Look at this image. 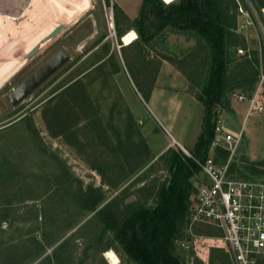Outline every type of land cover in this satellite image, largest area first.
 <instances>
[{
    "label": "rangeland",
    "instance_id": "rangeland-1",
    "mask_svg": "<svg viewBox=\"0 0 264 264\" xmlns=\"http://www.w3.org/2000/svg\"><path fill=\"white\" fill-rule=\"evenodd\" d=\"M1 1L0 68L14 67L0 81V248L13 246L26 256L40 242L42 254L28 264H109L108 250L120 264H136L118 229L97 212L118 215L126 203L152 207L154 189L168 178L170 153L183 152L173 139L189 151L195 148L204 107L194 96L208 79V45L192 32L168 28L141 53L137 47L124 50L113 35L114 9L127 30L143 0ZM236 1L239 38L228 48V77L247 59L258 60V76L253 88L242 81L230 84L215 109L216 123L234 134L243 130L234 174L264 179V114L244 116L248 104L233 96L249 97L264 75V0ZM60 50L70 60L13 106L7 96ZM75 81L90 97L89 113L79 115L78 126L70 127L68 120L62 128L78 129L77 136L53 137L44 110ZM118 180L122 183L111 185ZM95 191L104 200L90 211L85 200ZM176 254L185 262L190 253L177 246ZM199 261L193 264H203Z\"/></svg>",
    "mask_w": 264,
    "mask_h": 264
},
{
    "label": "trees",
    "instance_id": "trees-1",
    "mask_svg": "<svg viewBox=\"0 0 264 264\" xmlns=\"http://www.w3.org/2000/svg\"><path fill=\"white\" fill-rule=\"evenodd\" d=\"M237 10L236 0H175L169 4L163 0H143L139 16L134 20L127 19L129 24L127 30H124L114 9L118 42L121 44L123 35L131 30L136 32L138 38L130 45L122 47L124 50L137 47L141 53L168 28L192 32L208 45L211 53L208 79L201 92L194 96L204 107V118L198 141L193 151H190L193 156L207 155L215 139V109L224 103L230 84L242 81L253 88L258 76V71H255L258 60L247 59L244 66L237 67L238 72L234 70L228 77L226 61L228 48L237 45L239 38ZM249 68L250 74L247 73ZM158 72L159 67L156 69L154 82ZM56 100L49 102L43 113L50 135L53 137L77 136L78 129L71 128L66 133L62 128L68 120L73 123L70 127H76L79 125L77 122L79 115L87 116L91 107L89 95L82 88L80 81H75L58 93ZM218 152L225 159L227 154L220 149ZM167 167L168 178L154 189L155 201L152 207H149L147 203H126L125 212H120L118 215L112 214L108 209L97 212V215L107 219L108 227L118 229L117 237L129 259L136 264H185L184 260L176 254V243L186 237L189 207L195 197V188L191 179L199 168L192 158L176 150L170 153ZM121 183L122 180H118L116 184L111 185L118 186ZM89 191L93 190L89 189ZM95 192L97 193L95 196L88 195L89 197L85 200L90 211L96 210L98 204L104 200L102 193ZM37 245L36 251L26 256L20 255L13 246L6 249L0 248V264H28L30 258L34 261L44 250L40 242ZM3 255L5 256L2 257ZM41 264H47V261ZM48 264L51 263L48 261ZM260 264H264V261Z\"/></svg>",
    "mask_w": 264,
    "mask_h": 264
},
{
    "label": "built area",
    "instance_id": "built-area-1",
    "mask_svg": "<svg viewBox=\"0 0 264 264\" xmlns=\"http://www.w3.org/2000/svg\"><path fill=\"white\" fill-rule=\"evenodd\" d=\"M113 35L116 36L115 30ZM237 52L244 55L247 51L238 49ZM263 83L264 75L249 97L240 93L233 95L239 103L248 104L246 117L264 114ZM243 135L242 129L234 134L218 120L215 139L205 157L193 156L179 145L199 168L191 179L195 197L189 207L186 237L176 243L182 250L192 251L196 226H212L219 231L233 264L264 261V179L243 178L233 171L234 157L241 147ZM218 149L227 154L225 159Z\"/></svg>",
    "mask_w": 264,
    "mask_h": 264
},
{
    "label": "crops",
    "instance_id": "crops-1",
    "mask_svg": "<svg viewBox=\"0 0 264 264\" xmlns=\"http://www.w3.org/2000/svg\"><path fill=\"white\" fill-rule=\"evenodd\" d=\"M247 108L246 112L243 113L244 116L247 114ZM243 115H240V117ZM229 131L232 130L230 129ZM173 140L176 144H179L185 148L183 144L177 139ZM193 233L194 236L192 238V251L188 252L190 254L187 261L185 262L193 264L198 259L200 260L199 262H202L203 264H214V262L215 264L216 262L219 264H233L226 244L220 239L219 231H217L214 227L203 225L196 226L193 230ZM217 260H220V262Z\"/></svg>",
    "mask_w": 264,
    "mask_h": 264
},
{
    "label": "water",
    "instance_id": "water-1",
    "mask_svg": "<svg viewBox=\"0 0 264 264\" xmlns=\"http://www.w3.org/2000/svg\"><path fill=\"white\" fill-rule=\"evenodd\" d=\"M50 36L54 37L53 34H51ZM32 53H34V51H32ZM69 60L70 57L64 50L58 51L40 68H38L34 73H32L25 81H23L19 86H17L7 96L8 101L13 106H17L18 104H20L26 97L33 93L39 86H41L47 79H49L54 73H56Z\"/></svg>",
    "mask_w": 264,
    "mask_h": 264
},
{
    "label": "bare ground",
    "instance_id": "bare-ground-1",
    "mask_svg": "<svg viewBox=\"0 0 264 264\" xmlns=\"http://www.w3.org/2000/svg\"><path fill=\"white\" fill-rule=\"evenodd\" d=\"M1 1V0H0ZM165 2H166V0H164ZM175 0H168V2H166V3H172V2H174ZM2 2V1H1ZM14 2V1H13ZM34 2H37V0H35ZM3 3V2H2ZM10 3V2H9ZM15 3H16V0H15ZM20 3V2H19ZM32 4V3H31ZM37 4H38V2H37ZM36 4V5H37ZM8 5V4H7ZM14 5V4H13ZM16 5V4H15ZM22 7V6H21ZM33 8V7H32ZM35 8V7H34ZM4 9H5V7H4ZM3 10V9H2ZM26 10V9H25ZM20 11V10H19ZM7 12V11H6ZM263 12H264V9H263ZM28 13V12H27ZM38 14V13H37ZM20 16V15H19ZM18 16V17H19ZM34 17V16H33ZM68 17V16H67ZM35 18V17H34ZM40 18V17H39ZM11 19V18H10ZM36 19V18H35ZM45 21V20H44ZM13 22V21H12ZM13 24V23H12ZM16 24H17V22H16ZM21 25V24H20ZM19 25V26H20ZM23 25V24H22ZM27 25H29V24H27ZM60 25V23L57 25V26H59ZM29 28V27H28ZM136 38H137V34H136V32L135 31H133V30H131V31H129V32H126L124 35H123V37H122V42H123V44H124V46H128V45H130L131 43H133L135 40H136ZM138 39V38H137ZM29 56H30V54H29ZM12 67H14V66H12V65H10V66H8V67H2V68H0V81H1V79H2V77H3V75H5L6 74V72L8 71V68H11L12 69ZM104 257L107 259V261L109 262V264H120V258L118 257V255L114 252V251H112V250H108V251H106L105 253H104Z\"/></svg>",
    "mask_w": 264,
    "mask_h": 264
},
{
    "label": "snow or ice",
    "instance_id": "snow-or-ice-1",
    "mask_svg": "<svg viewBox=\"0 0 264 264\" xmlns=\"http://www.w3.org/2000/svg\"><path fill=\"white\" fill-rule=\"evenodd\" d=\"M166 2H168V0H166Z\"/></svg>",
    "mask_w": 264,
    "mask_h": 264
}]
</instances>
